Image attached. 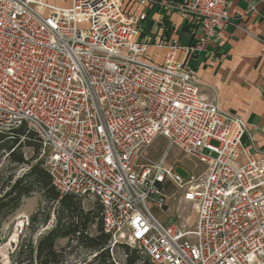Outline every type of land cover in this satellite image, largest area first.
Returning <instances> with one entry per match:
<instances>
[{"label": "built area", "instance_id": "1", "mask_svg": "<svg viewBox=\"0 0 264 264\" xmlns=\"http://www.w3.org/2000/svg\"><path fill=\"white\" fill-rule=\"evenodd\" d=\"M71 2L0 0V132L28 125L59 193L101 205L112 245L152 264H264V147L243 144L248 123L204 98L192 63L177 57L214 41L230 0L172 1L192 40L157 42L161 62L145 56L141 16L125 0ZM159 136L197 156L204 174L148 161ZM170 185L193 207L191 227L154 214L166 212Z\"/></svg>", "mask_w": 264, "mask_h": 264}, {"label": "trees", "instance_id": "2", "mask_svg": "<svg viewBox=\"0 0 264 264\" xmlns=\"http://www.w3.org/2000/svg\"><path fill=\"white\" fill-rule=\"evenodd\" d=\"M26 146L40 154V142L27 124L0 132V159L6 157L8 163L0 168V244L4 241L3 225L22 208L24 198L40 193L45 203L30 216L27 233L14 252V264H152L134 246L112 245L103 227L101 205L96 202L86 207L82 197L61 195L44 160L33 163L27 159ZM25 165L27 170L19 173Z\"/></svg>", "mask_w": 264, "mask_h": 264}, {"label": "crops", "instance_id": "3", "mask_svg": "<svg viewBox=\"0 0 264 264\" xmlns=\"http://www.w3.org/2000/svg\"><path fill=\"white\" fill-rule=\"evenodd\" d=\"M51 1L62 7L72 5V0ZM172 1L175 0L124 2L127 11L141 16L140 38L148 42L145 56L150 60H164L166 50L156 44L160 40L182 46L192 40L191 32L184 27L186 17L171 8ZM229 12V22L206 49L192 56L179 51L177 57L192 63L204 98L218 102L224 112L238 115L248 123L252 138L246 135L243 144L253 143L263 149L264 0H230Z\"/></svg>", "mask_w": 264, "mask_h": 264}, {"label": "rangeland", "instance_id": "4", "mask_svg": "<svg viewBox=\"0 0 264 264\" xmlns=\"http://www.w3.org/2000/svg\"><path fill=\"white\" fill-rule=\"evenodd\" d=\"M55 1L59 2L62 0ZM181 44H184V42L181 41ZM150 52H154V49H150ZM11 130L13 129H8L7 131H4V133L11 132ZM213 144L215 145V143ZM23 150L27 159L33 160V163L38 162V160H44L45 162V157H42L39 152H35L33 147L26 146ZM147 150L148 151L145 155L148 161H158V159L165 157L168 164L176 166L177 170L185 176L188 172H190L191 174L200 177L207 169V165L201 163L197 156L190 153L187 154L174 145L169 147L168 141L162 136H159L155 143ZM36 157L37 159L34 160ZM7 164L6 157H2L0 159V168ZM19 169V173L27 170L26 165L25 167ZM175 193V186L173 187L170 185L167 190V194H169L170 198L167 209H165L166 212L154 211V214L158 218H161L164 222H175L181 220L182 223L191 227L194 223L196 213L191 205L182 207V205L178 202V198H176L179 194L176 193L177 195H175ZM82 199L83 204L86 207H92L96 203V201L86 197ZM44 204V199H42L40 193H35L30 197L24 198L22 208L13 214V216H11L10 219L3 225L2 230L4 231V241L0 244V264H14L13 255L21 237L27 233L26 227L30 220V216ZM178 206L180 207V210L177 209ZM61 243H63V241H61ZM118 256H120V259L125 258L120 252ZM139 264L144 263L140 262Z\"/></svg>", "mask_w": 264, "mask_h": 264}]
</instances>
